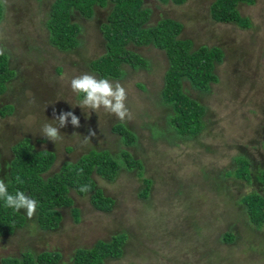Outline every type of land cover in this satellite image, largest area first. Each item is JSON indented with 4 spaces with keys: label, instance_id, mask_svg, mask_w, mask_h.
<instances>
[{
    "label": "rangeland",
    "instance_id": "374dc122",
    "mask_svg": "<svg viewBox=\"0 0 264 264\" xmlns=\"http://www.w3.org/2000/svg\"><path fill=\"white\" fill-rule=\"evenodd\" d=\"M52 1L0 0L4 7L0 48L17 71L0 94L4 173L14 158L11 146L29 137L35 150L48 149L56 155L46 175L65 160L76 161L91 147L106 148L112 154L124 148L142 160L144 175L153 183L145 197L141 195L143 176L135 170H123L112 181L93 174L104 194L115 199L110 210L96 209L88 195L71 190L79 218H74L71 206H61L60 224L42 229L35 212L22 227L0 237V264L1 259L22 260L24 256H32L35 263L34 253L55 250L61 252L62 264H69L77 248L91 247L98 239L109 241L123 231L127 238L121 256L105 258L102 264H264V224H252L244 204L239 203L242 195L254 189L264 196V187L258 188L256 179L264 168V0L238 3L239 13L251 22L246 28L215 21L210 14L215 0H186L179 5L143 0V6L151 10L147 25L162 18L178 20L183 24L178 37L191 39L193 49L217 46L223 52L214 65L218 81L209 90L199 91L184 82V91L207 110L203 129L181 139L168 131L160 139L161 132L154 130L165 125L171 109L159 95L168 58L152 44L128 45L148 64L131 67L121 63L122 76L108 78L127 90L125 103L132 119L121 121L103 107H80L83 98L72 91L70 81L83 73L97 77L88 62L105 52L101 27L109 7L96 6L91 18L75 13L81 42L61 51L50 43L45 26ZM8 104L12 111L4 106ZM61 111L73 112L79 127L69 117L60 128L55 116ZM117 122L135 133L134 146L126 145L112 130ZM46 123L59 129L55 141L42 133ZM89 129L95 131L94 136H89ZM239 155L249 158L250 181L230 173L238 166ZM226 231L236 234L233 242L222 240Z\"/></svg>",
    "mask_w": 264,
    "mask_h": 264
},
{
    "label": "trees",
    "instance_id": "16d2710c",
    "mask_svg": "<svg viewBox=\"0 0 264 264\" xmlns=\"http://www.w3.org/2000/svg\"><path fill=\"white\" fill-rule=\"evenodd\" d=\"M159 1L162 3L170 1L179 5L186 0ZM239 2L253 4L254 0H215L210 7L211 17L217 22H233L243 28L249 27L251 25L249 18L242 16L237 9ZM96 6L109 7L106 22L101 27L105 52L88 62V67L99 78L117 79L122 76L121 63H127L131 67L148 64L146 58L129 49L128 45L152 44L163 50L168 58V67L159 95L163 103L171 109V113L167 114L165 125L154 130L161 132L160 139L164 138L166 131L180 139L201 131L205 125L203 117L207 107L184 91V82H188L199 91L209 90L210 84L218 81L214 65L215 62L221 61L222 50L217 46L206 45L193 49L191 39L178 37L183 24L172 18H162L154 25H147L151 10L143 6V0H53L45 22L50 43L61 51L76 48L81 42L77 38L81 26L73 17L75 13H79L83 17L91 18L94 16ZM3 13L4 7L0 2V20ZM9 62V55L6 52L0 56V94L5 91L6 82L17 75V71L10 67ZM78 96L83 98L84 94L79 93ZM5 107L13 110L11 104ZM112 130L121 136L126 145L134 146L137 143V136L124 123L117 122ZM21 140L10 148L14 160L9 165L10 171L4 174L3 179L10 194L14 195L19 190L36 201L35 216L42 228L53 229L60 224L61 206H71L75 213H72L74 218H79L77 217L79 209L72 206L74 199L70 194L71 190L81 196L88 195L96 209L108 211L112 208L115 199L104 194L93 174L112 181L123 170L126 172L135 170L137 175L143 176L145 187L141 195L146 197L152 188V179L144 175L145 166L142 160L124 148L117 154H112L109 149L91 147L80 154L76 161L65 160L58 166V170L46 175L45 172L55 162L54 151L35 150L29 137H23ZM236 160L238 166L230 173H233L235 178L250 181L253 170L249 167V158L239 155ZM256 179L258 188L264 187V168L260 170ZM81 187H87L88 190L81 191ZM239 203L244 204L252 224L257 227L264 224V196L261 193L254 189L242 195ZM239 216L241 217L240 212ZM26 220L27 218L19 211L5 207L4 200L0 199V235L11 234L15 228L22 227ZM225 233V240L234 241L236 234L232 231ZM119 234L112 236L109 241L98 239L91 247L77 248L69 264H102L105 258L120 257L127 233L123 231ZM24 257L22 260L7 257L2 260V264H60L61 255L58 251L39 252L35 254V263L31 260L32 256Z\"/></svg>",
    "mask_w": 264,
    "mask_h": 264
},
{
    "label": "clouds",
    "instance_id": "9594fccd",
    "mask_svg": "<svg viewBox=\"0 0 264 264\" xmlns=\"http://www.w3.org/2000/svg\"><path fill=\"white\" fill-rule=\"evenodd\" d=\"M4 54H5L4 49L0 48V56ZM70 87L73 92H76L78 94L79 93L84 94L83 99L80 103V107H88L93 110H99L101 107H103L105 111L115 114V116L121 121H125L126 119L129 120L132 119V114L125 103L128 95L127 90L125 89L124 86L121 85L119 81L112 82L109 79H105V78L98 79L92 74L83 73L78 76H74L71 79ZM69 117H71V121H70L71 124L73 126L79 127L80 125L79 118L73 112L61 111L59 115L55 116V118L59 121L60 128L66 126ZM42 133L52 141H55L56 139L59 138V129L57 127H54L50 123H46L43 125ZM94 135H95V131L89 129V136H94ZM13 160L11 159L9 161L7 169L9 168V165ZM0 167H1L0 199L4 200L5 207L13 208L17 212L19 211L20 213L26 214L27 217L31 219L36 212V207H37L36 201L32 199L30 196L25 195L24 192L19 190L16 191L14 195L10 194L8 192L7 185L5 184L3 179L5 174L4 172L6 171L5 166H3L1 162H0ZM8 171H10V168ZM82 171L83 170L81 169V172ZM17 180L19 181V177H17ZM80 190L87 191L88 189L87 187H81ZM21 209H24L26 213H24L23 210ZM225 234L226 233L223 232V234L221 235L222 240L231 243V241L225 240V236H224ZM7 235H0V237ZM60 255L62 256L61 252ZM59 261L60 264H62L61 260ZM1 264H2V259H1Z\"/></svg>",
    "mask_w": 264,
    "mask_h": 264
},
{
    "label": "crops",
    "instance_id": "0c3cea01",
    "mask_svg": "<svg viewBox=\"0 0 264 264\" xmlns=\"http://www.w3.org/2000/svg\"><path fill=\"white\" fill-rule=\"evenodd\" d=\"M21 210H23V209H21ZM27 218V220H26V222L25 223H27V221L29 220V218L28 217H26Z\"/></svg>",
    "mask_w": 264,
    "mask_h": 264
}]
</instances>
